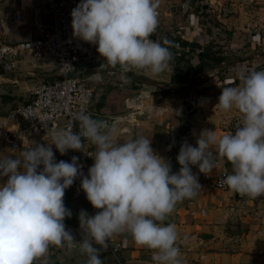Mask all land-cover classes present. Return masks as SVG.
Returning <instances> with one entry per match:
<instances>
[{
  "label": "clouds",
  "instance_id": "obj_1",
  "mask_svg": "<svg viewBox=\"0 0 264 264\" xmlns=\"http://www.w3.org/2000/svg\"><path fill=\"white\" fill-rule=\"evenodd\" d=\"M159 3L80 0L71 11L73 36L97 45L107 66L124 73L141 69L158 75L173 59L169 40L150 39L158 27ZM255 39L259 42L260 37ZM237 78L240 84L223 87L217 104L225 112L238 110L241 125L234 134L220 136L205 129L196 146L182 143L176 157L178 172L154 152L151 138L138 135L119 143L115 127L108 128L87 113L77 116L79 132L71 126L51 128V143H35L21 153L22 159L0 158V177H7L0 184V264H44L49 247L65 243L86 254V264H103L101 251L114 235L123 233L153 250L154 264H183L177 226L165 221L179 202L196 197L201 189L191 166L206 174L217 166V157L225 158L232 173L226 175L224 185L252 199L264 195V70L242 72ZM92 79L102 82L98 73ZM123 82H128L127 77ZM85 140L96 147L87 175L76 156L71 162L56 161L52 145L61 155L70 149L88 154ZM77 178L88 201L99 209L95 215L81 210L80 242L64 223L72 215L65 206V190Z\"/></svg>",
  "mask_w": 264,
  "mask_h": 264
},
{
  "label": "crops",
  "instance_id": "obj_2",
  "mask_svg": "<svg viewBox=\"0 0 264 264\" xmlns=\"http://www.w3.org/2000/svg\"><path fill=\"white\" fill-rule=\"evenodd\" d=\"M207 2L208 0H198L197 6L194 2L190 13L182 14L175 8L178 0H160L158 27L150 37L161 43L162 38L168 35L197 43L200 48L185 49V59L191 65H195L202 54V47L208 42L216 44L227 60V64L191 79L186 94L179 92L175 94L168 89L176 86L170 83V76L173 74L170 64L167 70L158 75L134 69L130 73L146 78L149 83L137 84V93H134V97L139 98L140 104L136 113L132 114L130 125L122 127L119 110L124 99L130 98L131 94L127 92L134 89L132 87L136 83L124 72L115 77H108L105 70L79 74L88 81L86 84L92 89L89 112L117 117L116 123L108 126L117 129V142L123 143L138 135L151 138L154 152L170 163L173 172H178L181 167L176 157L182 143L187 142L196 146V139L205 129L215 130L218 136L227 132L234 134L243 117L236 109L225 112L219 108L217 103L221 90L226 86L239 85L240 81L237 78L239 73L253 69L264 70V33L253 31L252 34H248L245 44L237 49L231 48L232 45L229 48L223 46L219 37H223L221 32L225 28L222 23H226L224 22L226 20H220L217 26H212L205 18L208 16L205 12ZM18 8L21 9L23 24L15 23L13 20V11ZM0 13L2 17L11 19V26L4 29L8 33L4 34L5 38H1L8 42L16 37V31L30 38L36 36L37 31L33 22L37 15L46 22L42 0H0ZM13 27L16 30H13ZM229 27L224 31V35L233 40L232 37L238 33L232 32ZM236 27L234 25V28ZM257 35L260 37L259 42L255 39ZM240 51L243 54L240 55ZM98 57L99 61L104 60L103 57ZM80 63L90 65L85 61ZM82 67L78 64L76 70ZM97 73L107 80L102 79V82L93 80L92 77ZM53 75L51 60L37 59L26 53L16 55L12 71L4 72L0 68V122L4 121V116L10 108L28 99L32 84L38 76L51 79ZM124 77H127V83L123 82ZM114 79L118 82L115 83ZM230 81L234 83L230 84ZM108 84L113 88L108 90ZM134 122L138 124L135 126ZM78 123L79 121L75 124L76 132ZM35 143H41L38 136H35L31 143L23 144L16 150L11 151L3 145L0 147V158L11 155L22 159L21 153L33 147ZM85 150L89 154L85 160L88 172V168L94 164L92 156L95 155L96 147L85 140ZM212 150L215 151V146ZM60 160L62 159L56 158L57 162ZM217 161L221 167L232 172V165L225 158L217 157ZM191 167L193 173L199 176L201 172L198 167ZM5 178L7 179L0 177V184L4 183ZM198 181L201 185L198 195L179 202L165 221V224L174 223L177 226L183 264H264V195L252 199L230 189L217 190ZM64 201L65 206L72 212L71 217L65 218L66 230L69 227L80 226L81 210L88 213V201L84 198L82 190L73 184L65 190ZM114 237L121 244L118 257L122 262L154 264L153 250L137 245L129 233L116 234ZM100 258L103 264H113L107 256L100 255ZM87 260L88 256L78 247H69L65 243L62 247L50 246L44 264H86Z\"/></svg>",
  "mask_w": 264,
  "mask_h": 264
},
{
  "label": "built area",
  "instance_id": "obj_3",
  "mask_svg": "<svg viewBox=\"0 0 264 264\" xmlns=\"http://www.w3.org/2000/svg\"><path fill=\"white\" fill-rule=\"evenodd\" d=\"M42 2L46 22H43L40 15L35 17L33 26L37 31L36 36L16 43L0 38L2 71H12L16 55L23 53L37 59L51 60L54 69L51 79L38 76L32 84L28 99L10 108L4 116V121L0 122V147L4 145L11 151L23 144L31 143L35 136L39 137L41 144L50 143L52 137L48 129L51 128L63 129L71 126L76 132L78 114L89 112L92 89L73 73L81 61L93 64L99 61L100 54L96 50L97 45L73 36L71 11L80 0H42ZM193 5L194 0H180L177 7L182 14H186L192 11ZM205 12L218 21L224 20L230 13V3L226 0L217 4L209 2L205 6ZM13 20L15 23L23 24L20 8L13 11ZM201 26L204 27V24ZM105 73L108 77H115L120 72L106 69ZM123 104L126 109L133 111L129 113L132 115L136 113L140 101L138 97L125 98ZM137 124L134 122L135 126ZM52 148L57 159L71 162L72 156L78 157L82 171L87 175L85 161L88 157L87 153L70 149L66 154L61 155L55 145H52ZM216 164L212 171L206 174L200 173L198 180L217 190L229 189L222 181L232 172L221 167L217 160ZM6 180L5 178L4 183ZM73 184L81 189L80 178H77ZM82 193L88 201L83 190ZM98 211L99 209L94 208L88 201V214L95 215ZM83 237L84 235L81 238ZM120 248V242L113 236L108 248L102 250L100 255L107 256L113 264H125L118 257Z\"/></svg>",
  "mask_w": 264,
  "mask_h": 264
},
{
  "label": "rangeland",
  "instance_id": "obj_4",
  "mask_svg": "<svg viewBox=\"0 0 264 264\" xmlns=\"http://www.w3.org/2000/svg\"><path fill=\"white\" fill-rule=\"evenodd\" d=\"M179 1L180 0H178V2ZM197 1L198 0H194L195 5H196ZM221 1L222 0H210V1L208 0L207 3L213 2L214 4H217ZM226 1L228 3H230V13L226 17V19H225L226 21H224L226 23H222V26H224V28H225L224 31L228 30L227 27L230 26L229 28L232 29V32H236L238 34H236L235 36L232 37L233 40L235 38V40L233 41L231 38L225 37L224 31H222L221 34L223 35V37H219L222 39V40H220V44H222L223 46H226L228 48H229V46L232 45L231 48L237 49V48H240L243 44H245L246 39L248 37V34H250V33L252 34L253 31L264 33V0H226ZM175 8H178V7L176 6ZM194 12H196L195 9H194ZM10 15H11V13H10ZM205 18H206V20L208 19L209 22H211L212 26H215V25L217 26V24H219L218 20L215 19L209 13H208V16H206ZM234 25H236L237 27L234 28ZM8 26L9 27L11 26V19L2 17V15H0V30H1L0 38H5L4 34H7L8 32L4 29H5V27H8ZM225 26H227V27H225ZM212 40H214V39H212ZM217 44H219V43H217ZM239 53H240V55L243 54V52H241V51ZM227 56H229V55H227ZM78 78L82 79L85 83L88 82L82 76H78ZM102 79H104V81H105L106 78L103 77ZM110 81H113V80H110ZM114 82L117 83L118 80L114 79ZM114 87H117V85H114ZM107 88L109 90L113 87H112V85L108 84ZM123 93H125V91H123ZM127 93L131 94L130 98H133L134 93L136 94L137 90L132 89L130 92H127ZM119 112H120L121 116L124 114L130 115V117H128V118H126L124 116L121 117L120 124H122V127L126 126L127 124L130 125V122H132V121H130V119L132 118V115L129 113H131L133 111L130 109H126L124 107V104H123V106L121 107V110H119Z\"/></svg>",
  "mask_w": 264,
  "mask_h": 264
},
{
  "label": "trees",
  "instance_id": "obj_5",
  "mask_svg": "<svg viewBox=\"0 0 264 264\" xmlns=\"http://www.w3.org/2000/svg\"><path fill=\"white\" fill-rule=\"evenodd\" d=\"M167 39L171 42V52L173 53V59L169 62L172 66L173 74L170 76V83H174L176 86L168 88L175 94L177 92L186 94L190 88L188 82L198 77V75H205L208 70H212L222 64H227V60L220 53L216 44L209 42L202 47V54L198 57L195 65H191L188 60L185 59V49L200 48L195 42H187L179 37L165 36L162 40ZM85 66L84 63H80V67ZM93 72V71H92ZM79 76V75H78ZM126 76L131 78L136 84L132 87L137 89L138 83H149V81L138 75L132 73H126Z\"/></svg>",
  "mask_w": 264,
  "mask_h": 264
},
{
  "label": "water",
  "instance_id": "obj_6",
  "mask_svg": "<svg viewBox=\"0 0 264 264\" xmlns=\"http://www.w3.org/2000/svg\"><path fill=\"white\" fill-rule=\"evenodd\" d=\"M12 29L16 30L15 27H13ZM15 34H16V37L11 41L12 43H16V42H20V41H24V40H29L30 39L29 36L22 35L18 31H16ZM106 69H112V70H115L117 72H122V70L120 68H118V67L117 68H112L110 66H107L105 64V61L102 60V61L90 64L88 66L79 68V69L75 70V72L73 74L74 75H79V74H83V73H86V72H89V71H92V70H106ZM87 114H90L94 119H98V120H101V121L105 122V124L107 126H110V125L116 123V121H117V117L116 116L98 115V114H95V113H92V112H87ZM122 116H124L126 118L130 117V115H128V114H124ZM122 116H120V117H122ZM77 130L79 132V130H80V122L77 124ZM67 231H69L73 235L74 240L76 242L80 241L81 237L84 235L83 230L81 229L80 226H78V227H69V228H67Z\"/></svg>",
  "mask_w": 264,
  "mask_h": 264
}]
</instances>
